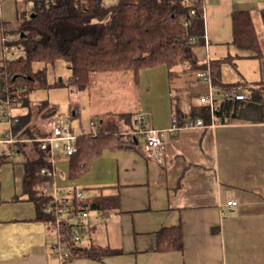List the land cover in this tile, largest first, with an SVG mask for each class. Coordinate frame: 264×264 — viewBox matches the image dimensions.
Listing matches in <instances>:
<instances>
[{
  "label": "crops",
  "instance_id": "0c3cea01",
  "mask_svg": "<svg viewBox=\"0 0 264 264\" xmlns=\"http://www.w3.org/2000/svg\"><path fill=\"white\" fill-rule=\"evenodd\" d=\"M204 1V44L196 50L200 62L237 55L234 65L222 63V81L263 82L264 49L256 57L232 44V12H251L263 40L264 0ZM2 26L3 22L0 36ZM191 75L180 73L175 80V93L179 92L175 96L187 100L186 107L194 99L201 104L199 98L207 93V87ZM175 105L169 92L161 120L145 111V123L157 129L172 127L173 117H178V128L165 138L163 162L146 155V144L138 133L142 142L135 141L136 148L104 150L80 178L55 175L57 187L84 190L88 203L99 196H118V208L89 210L79 242L101 248L100 259L61 260L52 247L59 236L45 221L36 219V205L13 200L22 194L24 155L18 153L2 163L0 264H264V122L213 121L183 127ZM124 124V130L132 133L130 125ZM0 125L1 132L7 123L0 120ZM233 199L238 205L229 207L227 201ZM173 225L182 230L183 248L157 250L158 232Z\"/></svg>",
  "mask_w": 264,
  "mask_h": 264
},
{
  "label": "trees",
  "instance_id": "16d2710c",
  "mask_svg": "<svg viewBox=\"0 0 264 264\" xmlns=\"http://www.w3.org/2000/svg\"><path fill=\"white\" fill-rule=\"evenodd\" d=\"M4 0H0V3ZM31 2L29 13L20 16V28L16 38L7 45L20 50L14 58L0 59V100L9 99L12 106L20 108L18 122L13 126V135L18 139H37L49 134L41 132L34 123L38 116L49 118L57 112L47 99L33 102L31 95L36 89H49L52 86H73L76 90L86 89L94 72H127L138 81L141 69L165 65L168 72L170 99L175 103L180 124L201 118L205 124L212 121L208 104H195L175 96V80L180 73L206 70L209 66L212 84L218 93L227 90H245L247 100L224 99L214 111L216 123L264 122V81L233 84L224 83L221 78L222 63L235 64L237 55L200 62L196 49L204 44V0H115L106 4L104 0H27ZM194 10V13L191 11ZM264 30V9L261 11ZM233 42L239 50L250 51L260 57L264 49L263 40L258 34L252 13L233 11ZM192 38L194 40H192ZM66 62L70 70L67 83L62 79L49 83L46 68L34 70L35 62ZM195 78L194 76H192ZM190 100V99H189ZM78 107L70 108L69 118L76 116ZM132 128L120 131L116 120L99 117L95 131L82 130L77 137V151L69 156L68 176L78 179L85 173L104 150L136 148L138 132L137 118L129 111L118 115ZM137 117V116H136ZM137 132V133H135ZM29 142H16L8 145L0 154V165L11 161L18 153L24 155L22 194L13 200H29L36 205V219L43 220L57 231L56 219L47 212L53 194L46 190L53 185L55 178L41 172L50 168V155L47 150L30 143L29 150L24 146ZM34 153V156L31 153ZM32 153V154H33ZM76 210L118 208V196H99L88 203L80 201L76 195L70 198ZM71 225L62 222L58 226L61 241L71 251L72 257L100 259L103 250L96 246L81 245L74 239ZM157 250L171 251L183 248L182 230L179 225L162 228L157 234Z\"/></svg>",
  "mask_w": 264,
  "mask_h": 264
},
{
  "label": "rangeland",
  "instance_id": "374dc122",
  "mask_svg": "<svg viewBox=\"0 0 264 264\" xmlns=\"http://www.w3.org/2000/svg\"><path fill=\"white\" fill-rule=\"evenodd\" d=\"M104 2L110 4L115 2V0H104ZM24 3V0H4L1 2L0 33L3 22L4 27L8 24L7 26L11 28V33L17 34L16 32H18L21 23L20 16L23 13L19 10L24 6ZM200 48L198 46L196 50ZM13 51L14 49H11V51L3 50L0 36V57L4 55L9 57ZM43 67L46 68V76L49 83H54L60 78L67 83L70 77V70L67 68L66 62L56 60L54 63L49 64L42 62H35L34 64V70ZM124 73L126 72H94L89 86L84 90H76L73 86L64 84L63 86H52L49 89H36L32 93L31 98L34 103L40 99H47L50 105L55 106L59 113L65 115H68L70 108L78 107L76 116L70 118L74 132L77 134H80L82 130L87 132L95 131L91 128V123L93 121L98 122L101 113L108 115L106 119L116 120L119 130L122 132H126L124 130V122L126 121L118 115L123 111L131 112L134 117H136L135 114L138 110L145 116L146 110L148 112L152 111L155 119L157 121L161 120V112L167 106L170 92L166 66L163 64L141 69L138 81L134 79L133 74ZM193 92L195 93L194 90ZM174 94L179 95V92H174ZM198 102L194 99L191 103ZM145 118L147 119V116ZM148 118L150 117L148 116ZM51 122L52 120L49 118H42L38 115L34 119L37 128L39 127L41 132L45 133L49 131ZM138 139L141 141L139 136ZM30 143L32 142L27 143L29 146L27 147L28 150ZM56 162V174L68 175L69 161L67 158H57Z\"/></svg>",
  "mask_w": 264,
  "mask_h": 264
},
{
  "label": "built area",
  "instance_id": "2783aa9c",
  "mask_svg": "<svg viewBox=\"0 0 264 264\" xmlns=\"http://www.w3.org/2000/svg\"><path fill=\"white\" fill-rule=\"evenodd\" d=\"M24 6L21 8L22 12L29 13L31 10V2L24 0ZM194 13V10L191 11ZM14 23V22H13ZM8 25V24H7ZM2 26V44L3 50L14 49L11 56L8 58H14L20 55V50H17L12 45H7L8 42H12L17 36L11 33V28L9 26ZM13 29V27H12ZM192 40H194L192 38ZM195 79L200 82V84L207 87V93L202 95L199 99L201 103L208 104L210 107V112L212 113V121H214V111L219 108L221 100L224 99H237V100H247L250 97L244 91L238 89L227 90L218 93L212 84L211 70L209 66L206 70H196L191 73ZM221 99H219V98ZM19 108L13 107L12 102L7 100H0V120L7 123V126L0 132V154L4 151L8 145L16 142H36L37 147L43 150H47L50 155V168H42L41 172L48 176L55 178L52 186L46 190L51 191L53 194L52 201L48 204L47 212L54 215L56 223L59 226L62 222H67L71 225V231L74 232V239L79 241L84 235V231L87 227L88 219L90 218L89 210L86 207H81L76 210L70 201L73 193L76 195L77 199L82 201L85 198L84 190H80L78 187H71L62 189L56 185V162L55 158L58 155L69 156L77 151V137L78 134L74 132L73 126L71 125V119L69 115L59 113L58 111L51 117V127L49 129V134L44 137H38L37 139H18L13 135V126L18 122L20 110ZM137 116L139 128L137 132L143 137L146 144L145 153L149 158H154L159 162H163L166 153V143L165 138L167 134L176 130L178 128V117H173V125L166 129H157L154 127H149L145 123V116L140 110L135 114ZM201 118H197L194 121H185L182 124L183 127L193 128L194 126H205ZM180 126V127H182ZM91 128H95V121L91 123ZM135 132V133H137ZM69 190V191H65ZM227 205L229 207H234L238 205L236 200H228ZM58 226L56 227L59 239L56 243L52 244L55 254L59 256L61 260H67L71 258V251L67 247L64 241H61L60 233L58 232Z\"/></svg>",
  "mask_w": 264,
  "mask_h": 264
},
{
  "label": "water",
  "instance_id": "95a60500",
  "mask_svg": "<svg viewBox=\"0 0 264 264\" xmlns=\"http://www.w3.org/2000/svg\"><path fill=\"white\" fill-rule=\"evenodd\" d=\"M62 79L60 78V81H61Z\"/></svg>",
  "mask_w": 264,
  "mask_h": 264
}]
</instances>
